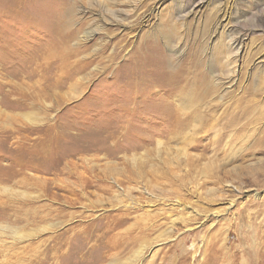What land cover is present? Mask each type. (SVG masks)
<instances>
[{
	"label": "rangeland",
	"instance_id": "rangeland-1",
	"mask_svg": "<svg viewBox=\"0 0 264 264\" xmlns=\"http://www.w3.org/2000/svg\"><path fill=\"white\" fill-rule=\"evenodd\" d=\"M240 125L227 158L210 128ZM246 259L264 264V0H0V264Z\"/></svg>",
	"mask_w": 264,
	"mask_h": 264
},
{
	"label": "bare ground",
	"instance_id": "bare-ground-1",
	"mask_svg": "<svg viewBox=\"0 0 264 264\" xmlns=\"http://www.w3.org/2000/svg\"><path fill=\"white\" fill-rule=\"evenodd\" d=\"M239 41V40H238ZM241 45V43H237L236 44V46L238 47V46H240ZM172 117H174L173 115H172ZM237 117L239 118H242V119H245V116H244V114H237ZM175 118V117H174ZM215 127L216 126H214V127H211L210 128V130H212V132H214L215 133V135L216 134H218L220 137L218 138V139H216V137H214L212 140H211V143H212V145L213 146H215V150H216V148H220L219 149V151H221V152H223V153H225L226 155H227V158H229L230 156L231 157H233V156H237V158L239 157H242V154L240 153V152H245V151H240V148H238L237 147V139H233L232 138V134H235V135H239L238 137H240V135L243 133V131H245L246 130V128L245 127H242L241 125H240V127L239 128H237V129H230V130H228L227 128L226 129H224L223 127L222 128H219V129H215ZM228 135H230V138L228 137V139H224L226 136H228ZM241 136H243V135H241ZM225 142V145L224 146H222V144ZM230 147H231V149H230ZM233 159H235V158H233ZM230 160H232V159H230ZM234 161V160H233ZM216 166V165H215ZM209 168V167H208ZM222 170V168H221V166L220 167H214V169H213V172H215V171H218L217 172V174L220 172ZM249 170H251V169H249ZM212 172V173H213ZM222 173V172H221ZM220 173V174H221ZM214 174H216V173H214ZM219 178V177H218ZM217 178V179H218ZM220 180V179H219ZM218 183V182H217ZM189 218V217H188ZM214 233V232H213ZM218 236V234H215L214 235V239L216 238ZM213 238H212V240H214ZM209 240V239H208ZM226 241V240H225ZM226 243H227V241H226ZM219 251L221 252V258H224V259H222V260H226V261H231V257L227 254V252H225V250H224V246H222L220 249H219ZM223 255V256H222ZM217 256V255H216ZM246 264H253V263H251V262H253L252 260H249V259H246ZM264 263V262H263ZM254 264H259L258 262H254Z\"/></svg>",
	"mask_w": 264,
	"mask_h": 264
}]
</instances>
